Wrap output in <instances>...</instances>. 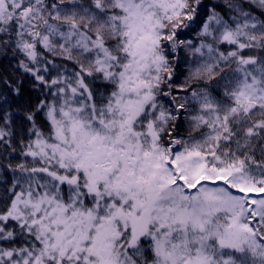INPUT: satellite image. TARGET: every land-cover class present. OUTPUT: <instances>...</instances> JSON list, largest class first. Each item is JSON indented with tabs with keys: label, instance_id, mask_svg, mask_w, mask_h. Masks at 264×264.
I'll use <instances>...</instances> for the list:
<instances>
[{
	"label": "snow or ice",
	"instance_id": "1",
	"mask_svg": "<svg viewBox=\"0 0 264 264\" xmlns=\"http://www.w3.org/2000/svg\"><path fill=\"white\" fill-rule=\"evenodd\" d=\"M0 264H264V0H0Z\"/></svg>",
	"mask_w": 264,
	"mask_h": 264
}]
</instances>
